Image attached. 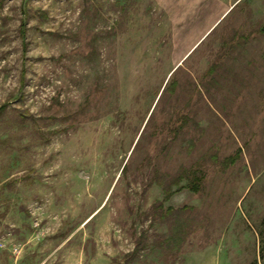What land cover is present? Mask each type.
Segmentation results:
<instances>
[{"label":"rangeland","instance_id":"374dc122","mask_svg":"<svg viewBox=\"0 0 264 264\" xmlns=\"http://www.w3.org/2000/svg\"><path fill=\"white\" fill-rule=\"evenodd\" d=\"M1 105L0 264H264V0H0Z\"/></svg>","mask_w":264,"mask_h":264},{"label":"trees","instance_id":"16d2710c","mask_svg":"<svg viewBox=\"0 0 264 264\" xmlns=\"http://www.w3.org/2000/svg\"><path fill=\"white\" fill-rule=\"evenodd\" d=\"M5 108V105L0 106V111H2ZM52 132H57V130H53ZM240 150L236 152L233 155L225 156L221 161L220 165L222 169H225L229 167L230 165H233L238 156H239ZM212 157L216 161L218 160V157L216 155H212ZM219 162V160L217 161ZM205 179V174L202 170H189L188 168L183 167L174 177L169 178L168 180L160 181L162 191H163V199L167 201L173 193H175L178 190H181L183 188H188L194 192H199L203 185V180ZM184 180V181H183ZM173 208L171 206H168L164 209V203L158 202L152 206V209L150 211L151 217L153 221H156L158 219L163 220L166 217L169 216L170 213H172ZM139 250V243L136 244L134 250L127 254L128 257H133L135 253Z\"/></svg>","mask_w":264,"mask_h":264}]
</instances>
